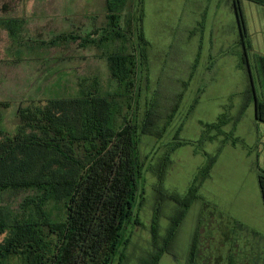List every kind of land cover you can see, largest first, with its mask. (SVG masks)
Wrapping results in <instances>:
<instances>
[{"label":"rangeland","instance_id":"1","mask_svg":"<svg viewBox=\"0 0 264 264\" xmlns=\"http://www.w3.org/2000/svg\"><path fill=\"white\" fill-rule=\"evenodd\" d=\"M34 1L40 4L48 0ZM134 1L136 4L124 7L121 27L127 32L128 11L138 15L142 11L141 27L147 44L141 49L146 59L140 66L139 78L134 80L139 98L137 89L131 101L116 98L120 106L116 123H121L124 116L133 118L134 113L142 125L151 109L149 129L154 134L140 135L138 151L144 172L141 185L144 200L137 211L140 225L127 228L128 242L122 264H149L155 253L165 248L172 222L181 211V206L171 197L187 194L207 162L202 151L218 154V158L158 264H189L196 235L198 264H264V204L258 183L259 171L246 154L256 131L261 134L259 142L264 144V123L255 119V104L248 105L241 115L250 81L247 70L241 65L244 49L239 42L233 0ZM241 5L247 27L251 76L258 98L264 100L260 67V60L264 59V3L241 0ZM72 14L66 9L65 16ZM105 16L97 14L84 24H81L82 19L68 17L64 28L59 21L55 23L57 29L49 34L52 23L41 24L39 17L34 25V37L24 36L35 45L34 59L24 63L0 62V66L30 70L34 66L33 76H0V103L8 104L0 106L1 130L14 134L21 123L18 108L34 101L44 104L49 99L78 98L91 91L95 95L98 91L109 96L123 92L110 77L105 55L119 50L133 52L137 47L135 36L127 33L126 42L117 40L99 48L83 43L86 35L98 39L106 24ZM65 34L79 39L60 38ZM224 112L234 120L223 130L243 140L244 145L224 143L223 136L199 144L205 129L203 123H215ZM169 116L172 122L167 126ZM179 128L178 138L188 144L171 152ZM157 131H163V135L155 136ZM36 194L34 191L7 193L0 195V204L16 210L25 199ZM238 223L244 227H239ZM114 264L119 263L116 260Z\"/></svg>","mask_w":264,"mask_h":264},{"label":"trees","instance_id":"2","mask_svg":"<svg viewBox=\"0 0 264 264\" xmlns=\"http://www.w3.org/2000/svg\"><path fill=\"white\" fill-rule=\"evenodd\" d=\"M249 1L264 3V0ZM133 4H136L134 0H108L106 24L100 38L95 39L93 35L83 38L86 46L99 48L117 40L126 42L127 33L135 36L137 47L133 52L119 50L105 55L110 77L123 92L109 96L98 91L95 95L91 91L78 98L49 99L44 104L34 101L18 108L21 123L14 134L0 129V195L37 192L36 197L25 199L16 210L0 204V264H114L116 260L122 264L128 242L127 228L140 225L137 211L144 200L141 186L144 172L138 151L140 135L154 134L149 129L151 109L142 125L134 113L133 118L124 116L121 123H116L120 109L116 98L132 100L138 88H134V80L139 78L146 59L141 49L147 44L141 27L142 11L139 15L128 11L127 32L121 27L124 7ZM233 9L239 42L244 49L241 65L247 70L250 81L248 100L241 115L253 103L256 119L264 123V100L258 98L248 62L247 27L241 0H233ZM60 38L79 39L71 34ZM260 62L264 79V59ZM136 92L139 98V89ZM7 105L0 103V106ZM177 109L178 106L175 111ZM130 110L133 109L130 107ZM233 120L224 112L215 123H203L205 129L198 143L212 142L223 136L224 143L244 145L243 140L223 130ZM239 120L240 117L236 121ZM170 122L172 119L167 126ZM180 130L174 137L171 152L188 144L178 138ZM163 131L155 132V136L161 137ZM201 153L207 162L184 197H171L181 206V211L172 222L165 248H160L149 264H158L197 200L198 190L211 175L218 154ZM259 184L264 200V168L260 169ZM156 226L155 222V235ZM238 226L244 227L241 223ZM199 262L196 235L189 264Z\"/></svg>","mask_w":264,"mask_h":264},{"label":"crops","instance_id":"3","mask_svg":"<svg viewBox=\"0 0 264 264\" xmlns=\"http://www.w3.org/2000/svg\"><path fill=\"white\" fill-rule=\"evenodd\" d=\"M66 9H69L70 12L73 13L72 16H65ZM107 12L108 0H48L40 4H36L34 0H0V62L20 61L24 63V61L34 59L35 45L32 40L29 43L25 37L29 35L34 37V25L36 22H39V17L42 18V21H40L41 24H47L48 26V24L51 25L52 23L53 28L52 30H48L49 34L50 31L52 32L57 29L55 23L58 24L59 21L64 28V21L68 17H74L73 19L76 18L80 21L82 19L81 24H84L85 20H90L93 16H97V14H107ZM200 51L198 53L199 55ZM3 55H5L6 58H2L1 56ZM33 69L30 70L28 67L16 68L10 65H3L0 66V76L27 77L29 74L33 76ZM246 100H248V97ZM251 104L253 103L249 105ZM256 121L258 120L256 119ZM256 132V135L254 134L255 136L252 137L253 142L249 152L246 151V154L250 158L255 169L259 171V183L260 169L264 168V144L259 142L261 137L260 132ZM260 194L264 204L261 187Z\"/></svg>","mask_w":264,"mask_h":264}]
</instances>
